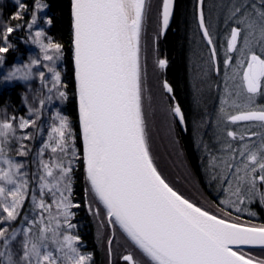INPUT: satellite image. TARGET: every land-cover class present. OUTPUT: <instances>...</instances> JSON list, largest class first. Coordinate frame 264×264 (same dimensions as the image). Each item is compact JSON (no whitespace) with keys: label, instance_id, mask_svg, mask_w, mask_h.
I'll return each mask as SVG.
<instances>
[{"label":"snow or ice","instance_id":"obj_1","mask_svg":"<svg viewBox=\"0 0 264 264\" xmlns=\"http://www.w3.org/2000/svg\"><path fill=\"white\" fill-rule=\"evenodd\" d=\"M175 7L176 0H158L153 45L170 28ZM215 7L206 18L205 0H194L191 28L196 49H202L201 85L213 70L219 77L223 49L224 88L212 121L216 153L203 140V116L192 115L191 132L209 196L225 194L219 214L181 191L183 176L170 179L152 151L141 67L149 0H66V42L44 28L34 30L38 19L56 25L45 12L49 3L0 0V17L14 8L0 23V86L27 89L20 93L24 114L10 93L0 105V264H96L92 253L81 251L74 222L79 210L95 225L106 264H264L244 251L264 250V224L239 223L232 216L240 205L264 208V105L253 106L264 96V0H221ZM221 23L226 47L219 39ZM14 36L38 52L6 67L12 52L17 61L23 55ZM147 61L146 45L145 80ZM61 63L69 67L67 80L58 70ZM168 63L154 56L157 69ZM36 78L40 87L34 89L30 81ZM161 87L163 127L175 150L193 109L183 107L166 78ZM201 91L194 86L195 109ZM70 94L74 120L54 107ZM46 115L47 138L34 150L37 134L29 130L39 129ZM29 164L35 171L25 170ZM77 170L83 180L79 198Z\"/></svg>","mask_w":264,"mask_h":264},{"label":"trees","instance_id":"obj_2","mask_svg":"<svg viewBox=\"0 0 264 264\" xmlns=\"http://www.w3.org/2000/svg\"><path fill=\"white\" fill-rule=\"evenodd\" d=\"M208 1L209 0H205L206 18L209 15ZM24 2L31 4L32 0H24ZM42 2L50 4V10H45V12H47L48 15L52 16L57 23L54 27H48L43 24L42 19H38L34 30L44 28L48 35L53 36L57 40L66 42L68 36L65 30L66 21L63 17V5L66 3V0H42ZM193 5L194 0H176L174 18L170 22V28L167 30L165 36H163L159 40L158 46L160 53L164 58H167L169 62L168 68L165 70V78L175 89L177 99L183 105V107L186 110L190 108L193 109V111L189 112V124L187 130H180L178 135L179 148L182 154V159L190 173L188 179L183 178L180 181L178 187L187 196H189V198L197 201L205 207H208L211 211H216L217 214H219V199H222L223 195L220 193L219 199H216L215 191H213L211 196H209L208 194L207 184L204 182L205 177L203 175L201 167V153L196 148V143L191 132V117L193 114L197 116V119H199L201 116L204 117L205 124L201 128L202 137L203 140L209 145L210 151L215 154L216 150L218 149V145L215 143V127L213 126L212 121H214L217 117L221 102V93L224 88V69L222 63L223 49L220 50L221 62L219 77H217L216 72L213 70L211 72V79L209 80L208 84L201 85L199 74L203 66V60L201 58L202 49H196L193 38L194 29L191 28ZM11 11H14V8L4 9L3 16L0 17V23H3V21L9 18ZM44 15L45 13L39 14L40 17H43ZM11 23L15 24L17 22L11 21ZM226 34L227 32L224 29L223 24L221 23L219 39L224 42L222 36ZM16 35L21 34L17 33ZM214 38L216 37L214 36ZM13 42L17 44V47L21 50L23 55L21 56L20 61H17L15 60V52H12L6 60V67L11 66V64L13 63H22L26 61L28 52L31 51V48L29 47L31 45H25L18 42L15 36L13 37ZM204 55H206V53H204ZM58 70L62 72V76L67 80L69 73L68 65L66 63H61L60 65H58ZM30 83L32 84L34 89L40 87L38 78L30 81ZM217 84H219V88L217 87ZM194 86L196 88L202 89L200 94L201 106L199 107V109H195V106L193 104L192 98L194 95ZM25 91H27V89H25L22 84H17L15 87L8 89L7 91L4 90L3 86H0V105L3 104L4 99H6L8 93H10L13 104L20 109L19 114H24L26 112V109L20 106V93ZM213 96L216 97L215 100ZM54 107H59L62 114L67 115L70 120L75 119L76 107L74 98L71 96V94L69 95L68 102H66L64 105H54ZM47 118L48 115L43 117L42 120L38 122V124L40 125L39 129L29 130L37 134V140L34 146V150L35 148L39 147V139L41 136H43L44 131L43 121ZM27 159L31 160V157H28ZM206 161L207 157H204V162L206 163ZM25 170L31 172L32 165L29 164L28 168H26ZM174 173L176 172L174 171ZM177 174L178 173H176V176L174 174L172 175L174 180L177 178ZM82 184L83 180L82 177H80V170H77V182L74 185L78 193L77 198H79V195H82ZM188 192L191 193L194 198ZM249 210L251 212H255L256 215L250 216L240 211L239 213L232 212V216H238L239 223L247 222L256 226L264 224L263 208H261L259 205H253L250 206ZM74 222L79 224V228L77 229V231L82 237L83 252L92 253L93 259L95 260L96 264H106V253L101 250L96 243V230L91 218L87 216L85 211L79 210L77 218ZM245 252L258 260L264 259V250H247Z\"/></svg>","mask_w":264,"mask_h":264},{"label":"rangeland","instance_id":"obj_3","mask_svg":"<svg viewBox=\"0 0 264 264\" xmlns=\"http://www.w3.org/2000/svg\"><path fill=\"white\" fill-rule=\"evenodd\" d=\"M157 4H158V0H149L150 9H149V12L145 20V28H144V32H142V37H141L142 82L144 83V86L147 89V91L144 92V100H143L144 111H145V115L148 121V127L150 131V136H151L152 151H153L154 157L157 159V163L159 164L161 170L164 171L165 174L168 175L169 178L172 180H174L172 175L174 174L176 176V173H178L179 175H182L183 178L188 179L190 173H189V170L186 168L185 163L183 162L179 145H177L175 147V150H173V145L169 142L165 134L164 127H163L164 120H165V112L163 111V109L166 105L162 100L161 85H162L163 79H165V75L163 73V70L157 69L155 65L153 64L154 56H159L160 58H163V57L159 51L158 43H156L155 45L152 44V40L156 32L158 31ZM208 4H210V0ZM216 11L217 9L215 8L214 13ZM35 30H38V29H35ZM226 36L227 34L222 36V38L224 39L225 47H226ZM146 45H147L148 61H147V77L145 80L143 77V69H144V64H145ZM29 47L31 48V51L29 50L30 52H28V55L30 53L38 52V49H36L34 46L31 45ZM222 94H223V91L221 95ZM213 98L215 100L216 97L213 96ZM262 98H264V96L257 97L255 100V104L253 106L254 107L258 106V104H256V101L257 99H262ZM214 100H213V103H214ZM49 122H50V116H48V118L43 121L44 131H43V136H41L39 139V144H40L41 138H45V139L47 138ZM231 127H235V126H231ZM242 130H243L242 128H237V131H242ZM176 139L178 140V136L176 137ZM50 155L51 153H46L45 158L47 159L48 156ZM32 171H35L34 165H32ZM174 171L176 173H174ZM189 194L192 196L191 193ZM221 194L223 195L222 199L226 198L224 193L221 192ZM240 207H241L242 213L248 214V212L250 211L249 210L250 205L248 204L240 205ZM81 251H83L82 247H81Z\"/></svg>","mask_w":264,"mask_h":264},{"label":"flooded vegetation","instance_id":"obj_4","mask_svg":"<svg viewBox=\"0 0 264 264\" xmlns=\"http://www.w3.org/2000/svg\"><path fill=\"white\" fill-rule=\"evenodd\" d=\"M220 2H221L220 0H210V4H208V12H209V14L210 13H214V9H215L214 7H215V5L218 4V3H220ZM162 57H163V55H162ZM165 70H163L164 75H165ZM256 104H258V106L259 105H264V98L257 99ZM229 110H231V109L229 108Z\"/></svg>","mask_w":264,"mask_h":264},{"label":"water","instance_id":"obj_5","mask_svg":"<svg viewBox=\"0 0 264 264\" xmlns=\"http://www.w3.org/2000/svg\"><path fill=\"white\" fill-rule=\"evenodd\" d=\"M181 130L184 131V129H181ZM258 249H260V248H258V247L257 248H245L244 251H247V250H258Z\"/></svg>","mask_w":264,"mask_h":264}]
</instances>
